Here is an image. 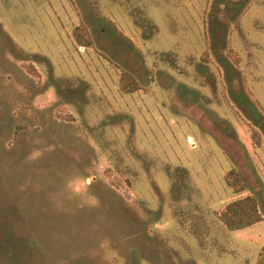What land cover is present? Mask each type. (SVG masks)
<instances>
[{
  "label": "rangeland",
  "instance_id": "obj_1",
  "mask_svg": "<svg viewBox=\"0 0 264 264\" xmlns=\"http://www.w3.org/2000/svg\"><path fill=\"white\" fill-rule=\"evenodd\" d=\"M0 264H264V0H0Z\"/></svg>",
  "mask_w": 264,
  "mask_h": 264
},
{
  "label": "trees",
  "instance_id": "obj_2",
  "mask_svg": "<svg viewBox=\"0 0 264 264\" xmlns=\"http://www.w3.org/2000/svg\"><path fill=\"white\" fill-rule=\"evenodd\" d=\"M77 31V30H76ZM75 32V39L79 45L89 47L90 40L83 38V32ZM120 85L125 92L131 93L137 90L135 81L127 74L121 76ZM221 219L225 226L231 230H239L250 227L262 221L258 203L255 197L246 196L242 199L231 202L223 212Z\"/></svg>",
  "mask_w": 264,
  "mask_h": 264
}]
</instances>
